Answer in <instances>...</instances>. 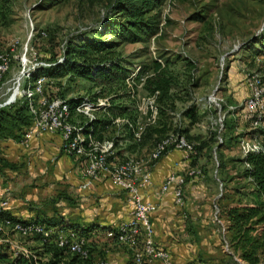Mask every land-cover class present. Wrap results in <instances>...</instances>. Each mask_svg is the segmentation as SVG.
<instances>
[{
	"label": "rangeland",
	"instance_id": "obj_1",
	"mask_svg": "<svg viewBox=\"0 0 264 264\" xmlns=\"http://www.w3.org/2000/svg\"><path fill=\"white\" fill-rule=\"evenodd\" d=\"M119 6L118 0H9L8 3L0 0V53L10 59V68L0 83L2 93L9 92L6 96L10 95L20 84L18 99L23 98L29 74L60 60L69 42L87 43L105 37L118 41L116 36L106 33V26L109 20L122 19ZM152 15H157L158 32L145 41H119L117 51L129 70L140 67L139 78L154 74L157 57L180 76L182 86L176 91L182 98L175 100L169 115L174 130H187L188 137L200 143L198 154L193 156L190 164H209L215 181L224 183L230 179L229 192L224 184L216 191L221 195L219 198L226 193L235 196L242 191L250 192L248 180L236 178L244 174L239 141L251 131L250 120L243 108L248 95L245 78L248 73H258L264 78V53L260 55L256 51L264 49V0H165L146 17ZM67 79L62 80V85ZM73 85L75 92L68 98L93 95L83 89L84 82L80 78L76 77ZM119 88L117 92L129 93L125 82ZM47 90L55 93L58 88L54 84ZM147 93L144 88L139 90L140 96ZM113 96L110 94V100ZM213 97L221 102L222 108L211 101ZM230 105L235 106L236 112L229 117ZM190 107H195L199 114V120L194 124L184 114ZM225 112L227 119L222 123L220 116ZM140 114L138 110L137 123L139 117L145 116ZM80 119L84 121L77 118ZM140 121L146 123L147 118ZM158 121L159 118L152 124ZM105 136L119 139V127L110 125ZM156 138V134H149L143 143V140L134 139L133 143L140 144L135 145L134 152L148 154ZM48 142L43 148L33 145L26 148L17 139H0V192L10 190L9 198L15 203L13 209L19 213L28 210L30 214L39 215L60 208L67 216L77 215L83 209L78 201L73 203L78 197L70 193L69 184L58 179L56 174L64 153L60 141L50 137ZM119 145V157L130 152L121 138ZM5 161L16 164V168L5 166ZM69 194L72 196L68 199L66 195ZM238 197L231 196L230 200L237 202ZM59 200L61 202L56 206ZM221 215L222 210L218 215L222 220ZM99 228L98 232L103 233L105 228ZM3 237L35 255L43 250V244L36 237L24 238L13 231ZM100 238L104 240L103 246L93 250L92 261L105 258L111 264L130 263L119 257L120 251L124 250L122 244L106 241L101 234ZM225 239L226 233L214 252L218 261H206V264H247L236 261L231 247L222 249ZM10 245L0 248L8 260L14 256ZM128 255L131 258V253ZM42 258L47 261V256ZM5 261L1 259L0 264H6Z\"/></svg>",
	"mask_w": 264,
	"mask_h": 264
},
{
	"label": "built area",
	"instance_id": "obj_2",
	"mask_svg": "<svg viewBox=\"0 0 264 264\" xmlns=\"http://www.w3.org/2000/svg\"><path fill=\"white\" fill-rule=\"evenodd\" d=\"M63 57L59 61H63ZM157 60L164 65L162 59ZM50 65V64H49ZM10 68V59L7 55L0 53V82ZM140 67L135 70L130 69L125 83L128 85L129 94L136 100L140 115L144 114L147 118L146 123L140 121L144 117H139V121L132 122L130 118H116L115 122L127 124L134 133V139H143L147 126L154 123L159 115L157 96L159 91L144 96L139 95V90L144 88L146 78H139ZM31 74V73H30ZM29 74V75H30ZM139 78V81L137 79ZM248 95L243 101V108L250 120V130H256L264 126V78L258 73H248L245 78ZM49 81L45 75L36 77L33 82H29L25 94L29 100V106L33 114V123L26 131L20 143L24 147L30 145V140L40 132L60 133L61 149L64 153L75 157L78 161L82 175L88 183H93L104 175H108L113 183L126 193V199L130 206L129 218L118 225L106 229V237L115 238L132 251L130 264H156L158 260L163 264H175L169 251L160 248L154 238V228L151 223L150 215L155 211L156 205L150 200H146L143 192L153 184L151 166L160 160L172 149L186 151V159H191L192 155L197 154L195 142H189L184 135L174 132L169 133L160 140L148 154L126 152L125 156L118 157V148L112 139L103 142L97 141L92 134L84 131L82 120L86 123L98 118L101 112L107 111L111 104L109 97H98L91 99L86 96L72 110L66 98L57 94L51 95L46 92V84ZM140 88V89H139ZM10 90V89H9ZM0 88V107L15 103L20 97V84L10 94L6 96ZM222 108V104L214 97L211 98ZM220 108V109H221ZM236 111L235 106L230 105L228 111ZM226 112L220 116L223 121ZM223 126V124H222ZM240 150L242 156L249 153L264 152V135L256 133L241 139ZM247 167H250L246 163ZM189 174H196L188 170ZM187 174L172 173L159 186L157 195L166 192L174 187L175 203L182 208L185 205L183 185L186 182ZM9 189L0 192V244L10 243V248L14 255H33L24 246L14 243L8 238L3 237L9 231H13L24 238L41 237L42 243H52L65 248L68 252L78 254L82 258H89L90 249L88 244L90 238L82 233V230L66 228L61 225L50 226L34 220H21L5 216L10 206ZM219 207L216 208V218L219 215ZM224 234L226 233L223 228ZM92 234V232H91ZM93 234H96L93 231ZM225 247L229 250L230 245L227 239ZM93 264H111L107 259H99ZM186 264H197L195 261H188Z\"/></svg>",
	"mask_w": 264,
	"mask_h": 264
},
{
	"label": "trees",
	"instance_id": "obj_3",
	"mask_svg": "<svg viewBox=\"0 0 264 264\" xmlns=\"http://www.w3.org/2000/svg\"><path fill=\"white\" fill-rule=\"evenodd\" d=\"M3 1L9 2V0ZM164 1L165 0H118L120 4L119 15L122 19L109 20L108 27L106 26L108 30L106 33H111L113 36H116L118 41L105 37L87 43L74 44L69 42L64 52L63 61L57 59L51 62L50 65L43 66L39 68L38 71L32 72L26 81L25 88H27L29 82H33L36 77L45 75L49 79L46 84V92L51 95L57 94L62 98H66L72 110H75L76 105L84 98L83 96L67 97L75 92L76 87L73 85V82L76 77L83 80V89L93 94L90 97L91 99L109 97L110 94L113 93L114 96L111 97V104L107 111L101 112V116H98V118L93 121L88 123H86L85 120L82 121L84 131L92 134V136L100 142L113 139L118 149L121 138L126 144V148L134 153L136 148L135 145L140 144L133 143V130L125 123L119 125V123L115 122L116 118L124 117H128L132 122H136L138 117L135 100L131 99V96L127 92H117V90L120 89L119 87L125 82L124 79L129 72V66H127L126 61L121 57V53L117 51L116 47L119 41L139 42L145 41L148 37L155 35L159 29L157 15H152L148 18L146 16L153 10L160 8ZM256 51L260 53V55L264 53V49ZM190 66L193 67L192 65ZM64 78L68 79L67 82L62 85V80ZM54 84L57 86L58 91H55V93L54 91H48L47 87L49 86L51 88ZM180 86H182L180 76L169 70L167 64L163 66L156 61L154 74L146 78L144 90L151 94L159 91L157 96V104L160 111L158 117L159 121L146 128L142 143L146 141V137L149 134H156L157 138L153 146L155 147L160 140L165 138L169 133L174 132L184 135L189 142L197 143L196 150L198 154L200 143L191 140L188 137L187 130L186 132L185 130H174L171 121L172 116L169 115V111H172L175 107V100L182 98L178 91H176ZM235 112L236 111L228 112V116L230 117ZM184 114L190 118L192 124L199 120V114L195 107L188 108ZM32 123L33 114L26 94L15 103L0 107V139L14 138L21 141ZM110 125L119 127L121 133L119 139L105 136V132ZM256 133L264 135V126L256 130H251L247 134L254 135ZM244 136L245 135L241 136L240 141ZM127 140H129L128 143H126ZM195 155L193 154L191 157L193 158ZM240 162L242 163L244 172L240 178L248 180L249 186H251L248 189L250 192H242L252 194L253 197L251 198L254 204H242L239 198H237V202H234L230 200L231 196L227 197L223 194L221 198L227 197L228 200L224 204L219 203V205H221V207L218 205L220 209L219 213L221 214L222 210L221 218L223 217V219L229 222L226 230V237L232 249L231 254L235 257H239L247 264H264V152L249 153L247 156H242ZM246 163H248L250 167H247ZM3 164L10 168H16V164L8 161H5ZM4 214L5 216L17 219L9 215L8 212H4ZM62 218L55 216L46 217L45 215L39 216L33 220L50 226L61 225L66 228L79 229L82 230V233L87 235L88 238H90V235L92 236L91 231L96 228L90 225H82L75 221H66ZM104 228L108 229L106 227ZM36 238L42 243L40 236H36ZM111 240L120 243L116 237L111 238ZM42 244L43 250L38 252V255L34 253L28 257L25 255H14L11 260H8L6 255H3L0 251V260L6 259V264H93L94 262L92 261V255L95 248L94 244L91 242L88 244L90 249L89 258H82L78 254L70 253L54 242ZM5 246L8 247L7 244H0V248H4ZM129 252L132 258V251L130 249ZM39 255L42 257L47 256V261H43L44 259L39 257Z\"/></svg>",
	"mask_w": 264,
	"mask_h": 264
},
{
	"label": "crops",
	"instance_id": "obj_4",
	"mask_svg": "<svg viewBox=\"0 0 264 264\" xmlns=\"http://www.w3.org/2000/svg\"><path fill=\"white\" fill-rule=\"evenodd\" d=\"M245 91L247 93L248 89L245 88ZM50 137L58 139L61 145V134L50 132L37 133L30 140V145L43 148L49 144L48 139ZM186 154L184 150L172 149L152 164L153 184L142 192L146 200H150L156 205L155 211L150 215L154 228L153 238L156 244L169 251L175 264H186L188 261L206 264V261H218L214 252L217 250L220 239L225 237L223 228L226 231L229 224L225 219H222L223 221L217 220L216 208L218 204L227 202L228 196H232V198L239 196L242 204H254L251 198L253 195L245 192L237 193L235 196L226 193L225 196L227 197L219 198L221 195L216 191L224 184L229 192L230 179L224 183L220 180L215 181L209 164L203 162L192 166L190 164L192 158L186 159ZM60 159L61 161L57 166L58 173H56L58 179L69 184L70 193L72 192L71 194H76L78 197L73 203L78 201V204L83 207L82 212L67 216L65 210L58 208L52 212L43 211V214L39 215L32 212L30 214L28 210L23 214L13 209L15 203L11 200L7 212L21 220H31L45 215L46 217L60 218L64 216L66 221H75L82 225L96 227L91 231L92 236L90 235V242L94 244V248H102L103 246L104 240L100 238V234L106 238V241L114 242L111 238L106 237V229H102L101 232L103 233L98 231L101 230L99 227L109 228L129 218L130 206L126 199V193L118 188L108 175L100 177L93 183H88L87 179L83 177L75 157L63 153ZM188 170H192L196 174H189L187 173ZM172 173L187 174L186 182L183 185L185 205L182 208L175 203L174 187L160 195L156 194L159 186ZM70 196L72 195L69 194L66 197L69 199ZM60 202V200L57 201L55 205L57 206ZM117 219H121V221L117 222ZM221 226L222 228H220ZM93 231L96 234H93ZM123 248L124 250L119 253L120 259L131 262L128 255L130 252H126V246L123 245ZM224 248H226L225 245L222 246V249ZM234 258L242 261L239 257L234 256ZM156 264H163V262L158 260Z\"/></svg>",
	"mask_w": 264,
	"mask_h": 264
}]
</instances>
